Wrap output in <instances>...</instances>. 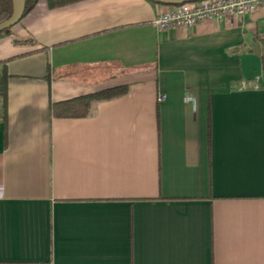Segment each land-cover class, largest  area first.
I'll return each mask as SVG.
<instances>
[{"label":"crops","instance_id":"0c3cea01","mask_svg":"<svg viewBox=\"0 0 264 264\" xmlns=\"http://www.w3.org/2000/svg\"><path fill=\"white\" fill-rule=\"evenodd\" d=\"M164 7L37 0L32 42L0 37V264H264V7L156 29Z\"/></svg>","mask_w":264,"mask_h":264},{"label":"trees","instance_id":"16d2710c","mask_svg":"<svg viewBox=\"0 0 264 264\" xmlns=\"http://www.w3.org/2000/svg\"><path fill=\"white\" fill-rule=\"evenodd\" d=\"M37 0H24V8L22 16L27 13ZM79 0H45L47 7L53 8L68 3L76 2ZM154 2V1H153ZM11 11V0H0V21L6 19ZM10 27L0 31L1 36L10 35ZM13 43H26L32 42V40L24 39L19 40L15 37L12 38ZM239 48V47H237ZM260 59V70L264 74V38L261 44V49L258 53ZM6 59L0 60V107L2 110V119L5 118V103H6V78L8 74L5 70ZM48 75V74H47ZM126 90V85H114L111 87L102 88L99 90L80 94L65 100L51 102L49 105V111L51 116L54 117H84L91 113L93 104L117 97L122 95ZM206 135L209 140L210 135V113L209 106H207L206 115Z\"/></svg>","mask_w":264,"mask_h":264},{"label":"built area","instance_id":"2783aa9c","mask_svg":"<svg viewBox=\"0 0 264 264\" xmlns=\"http://www.w3.org/2000/svg\"><path fill=\"white\" fill-rule=\"evenodd\" d=\"M264 7V0H196L176 5H165L151 20L156 29L189 27L204 20L221 21L231 16H242ZM159 94L158 101L164 99ZM188 99H191L188 95Z\"/></svg>","mask_w":264,"mask_h":264},{"label":"water","instance_id":"95a60500","mask_svg":"<svg viewBox=\"0 0 264 264\" xmlns=\"http://www.w3.org/2000/svg\"><path fill=\"white\" fill-rule=\"evenodd\" d=\"M160 4H181L185 2H193L196 0H151ZM23 8H24V0H11V11L9 16L0 21V31L7 29L11 26H13L21 17L23 14Z\"/></svg>","mask_w":264,"mask_h":264},{"label":"rangeland","instance_id":"374dc122","mask_svg":"<svg viewBox=\"0 0 264 264\" xmlns=\"http://www.w3.org/2000/svg\"><path fill=\"white\" fill-rule=\"evenodd\" d=\"M10 36L13 38V37H15L16 38V34H15V31H14V29H13V27L11 26L10 27ZM1 37H3V36H1Z\"/></svg>","mask_w":264,"mask_h":264}]
</instances>
